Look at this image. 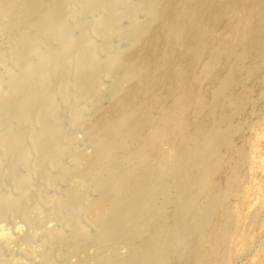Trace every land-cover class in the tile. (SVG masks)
<instances>
[{"label":"bare ground","instance_id":"1","mask_svg":"<svg viewBox=\"0 0 264 264\" xmlns=\"http://www.w3.org/2000/svg\"><path fill=\"white\" fill-rule=\"evenodd\" d=\"M242 258L264 264V0H0V264Z\"/></svg>","mask_w":264,"mask_h":264},{"label":"rangeland","instance_id":"2","mask_svg":"<svg viewBox=\"0 0 264 264\" xmlns=\"http://www.w3.org/2000/svg\"><path fill=\"white\" fill-rule=\"evenodd\" d=\"M258 109H259V110H258ZM258 109L254 112V114L251 115L253 118H251V116L248 117L249 120H248V118H247L248 121H253V120L256 118L257 114L260 112V108H258ZM250 119H251V120H250ZM244 259H245V258H242V259L238 260V262H237L236 264H242V263L245 261Z\"/></svg>","mask_w":264,"mask_h":264}]
</instances>
